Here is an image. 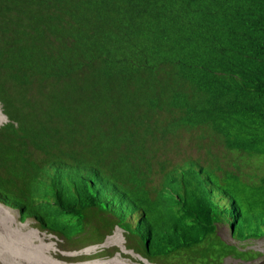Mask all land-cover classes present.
<instances>
[{
	"label": "trees",
	"instance_id": "16d2710c",
	"mask_svg": "<svg viewBox=\"0 0 264 264\" xmlns=\"http://www.w3.org/2000/svg\"><path fill=\"white\" fill-rule=\"evenodd\" d=\"M0 105L22 222L71 250L120 227L152 264L263 257L240 245L264 238V0H0Z\"/></svg>",
	"mask_w": 264,
	"mask_h": 264
},
{
	"label": "rangeland",
	"instance_id": "374dc122",
	"mask_svg": "<svg viewBox=\"0 0 264 264\" xmlns=\"http://www.w3.org/2000/svg\"><path fill=\"white\" fill-rule=\"evenodd\" d=\"M4 122L6 117L0 105V124ZM220 234L233 242L227 227H222ZM68 243L71 242L43 230L32 220L22 222L19 214L0 203V264H152L133 245H128L126 232L120 227L100 244L71 250L73 245ZM242 246L262 252L263 257L254 261L229 257L224 264H264V238Z\"/></svg>",
	"mask_w": 264,
	"mask_h": 264
},
{
	"label": "bare ground",
	"instance_id": "6f19581e",
	"mask_svg": "<svg viewBox=\"0 0 264 264\" xmlns=\"http://www.w3.org/2000/svg\"><path fill=\"white\" fill-rule=\"evenodd\" d=\"M7 209H9V210H11V211H13V212H16L17 214H19V217H21L20 216V213L18 212V211H15V210H13V209H10L9 207H7ZM21 219V218H20ZM36 224L38 225V226H40L41 227V224L38 222V221H36ZM43 230H46V228H42ZM49 231V230H48Z\"/></svg>",
	"mask_w": 264,
	"mask_h": 264
}]
</instances>
